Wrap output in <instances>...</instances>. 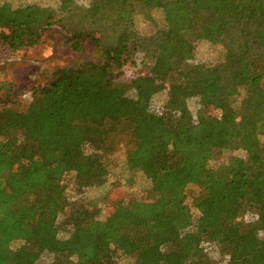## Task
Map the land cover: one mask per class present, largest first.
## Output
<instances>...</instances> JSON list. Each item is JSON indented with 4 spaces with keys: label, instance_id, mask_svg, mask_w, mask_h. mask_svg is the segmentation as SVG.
I'll return each mask as SVG.
<instances>
[{
    "label": "trees",
    "instance_id": "trees-1",
    "mask_svg": "<svg viewBox=\"0 0 264 264\" xmlns=\"http://www.w3.org/2000/svg\"><path fill=\"white\" fill-rule=\"evenodd\" d=\"M55 26L100 62L58 69L23 108L22 93L0 84V264H42L45 253L48 264H119L117 253L136 264H215L212 250L217 264H264V0L0 2V45L11 54ZM204 41L218 47L215 62H196ZM118 60L131 62L130 78L118 76ZM125 138L126 167L148 179L157 208L119 196L101 219L84 195L107 183L106 158ZM223 150L233 153L216 156ZM190 184L204 188L191 205Z\"/></svg>",
    "mask_w": 264,
    "mask_h": 264
},
{
    "label": "rangeland",
    "instance_id": "rangeland-1",
    "mask_svg": "<svg viewBox=\"0 0 264 264\" xmlns=\"http://www.w3.org/2000/svg\"><path fill=\"white\" fill-rule=\"evenodd\" d=\"M79 4L88 5L90 0H77ZM0 2H10L14 6H24L27 4H41L43 6L57 7L58 0H0ZM153 17L156 21L162 22V14L160 11H154ZM139 29H147L149 24L145 22L142 17L137 20ZM219 57V49L210 41L200 42L196 50V62H215ZM83 60H92L100 62V56L93 51H85L78 53L72 50L65 42V37L58 27L50 29L43 37L42 42L32 48H27L15 54H11L8 49L0 45V84H4L6 89L11 93L21 92L23 95L22 105L17 103L20 108L27 106L32 100V93L34 88L50 85L54 79V74L58 69L64 67H72ZM119 65L118 76L122 78H130L133 74V67L131 62L123 65L120 60L117 61ZM153 61L146 60V67H151ZM121 66V67H120ZM244 98V93L237 96L238 102ZM166 100V93H162L156 98L154 102H164ZM188 106L192 112L199 117L201 111V103L199 99L192 98L188 100ZM264 143V136H262ZM128 150L127 139L118 145L113 154L106 158V163L109 168L110 177L107 183L102 187H90L86 190L85 198L90 203L94 204L100 212V218L104 219L108 216L109 211L113 208L115 200L119 196L127 198V203L134 198L145 197L144 202L137 203L138 209L144 211H151L156 209L155 197L149 194L150 182L140 171H130L126 167L125 157ZM233 152L230 150H223L216 154V156L224 159ZM236 154V153H235ZM217 162L212 161L210 166H215ZM66 194L73 200L77 198L78 192L75 188L73 179L70 178L65 182ZM204 192V188L199 185L190 184L186 188L187 203L192 204L194 196ZM195 216H198L199 211L192 209ZM249 213H254L256 207H251ZM67 211L59 218V236L65 238L68 236V230L65 227V218ZM250 215V214H248ZM247 214L241 218L242 221H248ZM14 246H18L15 243ZM117 260L119 264H136L132 257L123 256L117 253ZM211 258L215 264L221 260L216 255L214 250L211 251ZM54 256L49 253L42 255L40 262L42 264L51 263Z\"/></svg>",
    "mask_w": 264,
    "mask_h": 264
}]
</instances>
